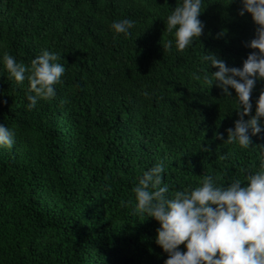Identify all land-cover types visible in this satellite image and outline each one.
Here are the masks:
<instances>
[{
	"label": "trees",
	"instance_id": "16d2710c",
	"mask_svg": "<svg viewBox=\"0 0 264 264\" xmlns=\"http://www.w3.org/2000/svg\"><path fill=\"white\" fill-rule=\"evenodd\" d=\"M178 2L0 0V123L16 130L15 144L0 147V264H164L159 221L133 211L142 172L164 160L174 192L259 168L264 132L249 148L225 142L236 92L207 84L204 70L218 69L202 59L242 66L257 24L241 0H204V31L179 51L166 29ZM125 17L136 21L130 36L110 27ZM44 48L66 72L30 110L29 81L11 78L2 54L30 64ZM261 90L264 80L252 114Z\"/></svg>",
	"mask_w": 264,
	"mask_h": 264
},
{
	"label": "clouds",
	"instance_id": "9594fccd",
	"mask_svg": "<svg viewBox=\"0 0 264 264\" xmlns=\"http://www.w3.org/2000/svg\"><path fill=\"white\" fill-rule=\"evenodd\" d=\"M241 2L240 14L251 13L257 24L255 37L247 43L256 51L248 54L242 66H228L216 54L206 52L203 61L218 70L211 71V75L204 70L203 79L209 85L215 82L225 97L233 98L230 87L235 89L239 118L234 128L227 129L225 142L249 148L252 136L264 132V90L255 101L254 114L251 99L257 81L264 80V0ZM203 10L204 0H179L167 15L166 29L174 34L177 50H185L202 35L205 24L199 17ZM135 24L134 19L125 17L114 20L110 27L117 34L130 36ZM163 46L171 49L173 40ZM60 59L58 52L47 48L30 64L3 52L2 62L9 76L20 83L29 81L28 109L56 95L55 85L66 72ZM144 95L150 93L145 91ZM217 135L223 139V133ZM15 141V128L0 123V147L11 148ZM166 167L164 160L157 161L142 172L132 189L134 213H146L159 221L156 243L168 254L164 264H264V155L259 168L248 171L243 178L230 177V183H218L216 177L206 174L199 186L174 192H169L165 182Z\"/></svg>",
	"mask_w": 264,
	"mask_h": 264
}]
</instances>
